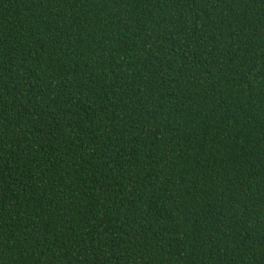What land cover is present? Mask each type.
Instances as JSON below:
<instances>
[{"label":"trees","instance_id":"1","mask_svg":"<svg viewBox=\"0 0 264 264\" xmlns=\"http://www.w3.org/2000/svg\"><path fill=\"white\" fill-rule=\"evenodd\" d=\"M0 264H264V0H0Z\"/></svg>","mask_w":264,"mask_h":264}]
</instances>
